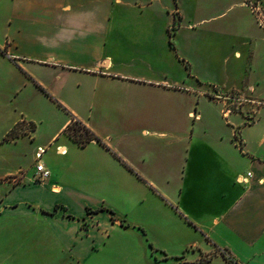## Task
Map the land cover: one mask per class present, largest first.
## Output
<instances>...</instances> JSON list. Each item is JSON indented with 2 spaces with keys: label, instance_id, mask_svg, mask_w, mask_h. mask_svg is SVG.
<instances>
[{
  "label": "crops",
  "instance_id": "obj_1",
  "mask_svg": "<svg viewBox=\"0 0 264 264\" xmlns=\"http://www.w3.org/2000/svg\"><path fill=\"white\" fill-rule=\"evenodd\" d=\"M133 1L167 13L126 11ZM233 1L224 13L236 11L237 28L216 35L205 25L227 15H192L189 0H0V63L36 80L9 84L35 104L33 121L56 115L42 139L30 126L9 141L46 147L51 176L38 180L36 165L6 171L0 216H40L78 264H231L224 251L264 264L263 118L234 125L219 104L246 87L264 98V30ZM68 75L87 86L83 115L58 95L55 80ZM214 84L224 88L216 103ZM73 116L105 145L74 141ZM134 181L175 222L118 211Z\"/></svg>",
  "mask_w": 264,
  "mask_h": 264
},
{
  "label": "rangeland",
  "instance_id": "obj_2",
  "mask_svg": "<svg viewBox=\"0 0 264 264\" xmlns=\"http://www.w3.org/2000/svg\"><path fill=\"white\" fill-rule=\"evenodd\" d=\"M250 1L254 2L255 0ZM260 1L264 13V0ZM233 2V0H189L187 7L194 9L192 15L197 14V11L202 8H210L212 10V14H221L223 12L224 15H227L222 22L218 21L210 23L204 27L205 30L211 27L212 30L209 31L210 33H213L212 31H214L216 35H220L221 31L229 32L237 28V24L234 22L236 11H232L229 14L224 13L229 10L231 7L230 5ZM245 4L253 12L252 8L246 3V1ZM126 11L132 13L143 12L148 14L157 11V13L164 15L167 13V11L160 8L158 3L152 7V9L146 8L142 11L141 8H138L137 6L135 7L134 1L131 4V8H128ZM254 14L257 22L259 23L257 19L258 15L256 13ZM179 16L180 12L175 14L176 23L171 27L172 32L179 26ZM262 29L264 30V27H262ZM19 65L20 64L18 63V66ZM18 70L21 74H17V76L14 77L13 71L6 65L3 67L0 63V176L8 170H15V168H23L25 170L32 168L39 160L46 161L50 155L46 151V147L36 146L35 148H32V145L29 142L28 144L22 141L17 144H10L9 141L12 138H9L8 134L14 128V126H10L13 125V122L16 119L18 120L17 124L20 125V132L29 129L30 122H33L38 130L36 138L39 139H42V137L47 134L50 124L56 122V115L52 113L48 114L49 117L44 115V121H42L43 123L33 121L29 118L31 115H36L34 107L35 104H29L26 101L27 97L24 92L18 96L17 91H15L16 88L14 84H9V81L13 79L16 85L18 83L21 86L24 78L33 80L34 77L30 73L26 74L20 69ZM41 78L45 79V76ZM34 81L36 80L34 79ZM51 83L54 84L53 79H51ZM55 85L58 90V95L64 98L66 102L83 115L85 110L83 99L87 86L82 80V77L68 75L65 77V81L63 82L55 80ZM241 90L243 92L240 91L239 93L242 98L255 99L263 104H252L248 102L243 103L244 105L238 104V110L233 109L228 116H225L222 111L231 107V105L228 106L226 105V102L224 103V101L221 100L219 104L221 106L220 109H222V115L227 119L230 118L231 123L234 125H238V121L234 119L235 116L238 118L240 117L243 124H251L257 121L260 117L263 118L264 123V114L261 115V112H264V98L261 97V95H258L255 88L246 87ZM223 91L224 88L218 84H214L207 89V93H209L211 97L217 95L218 93H223ZM210 100L213 103L218 101L216 99ZM65 108H67L66 105ZM68 110L71 112L70 109ZM40 151L41 155L38 156ZM8 189L9 187L7 186L0 187V194H4ZM129 190H132L131 194L127 191L125 192V195L122 196L123 203L125 205L119 204L117 209L118 211H122V213L127 211L129 216L134 219L140 220V218L143 217L145 220L154 219L152 221H157L158 219L160 220L166 212L168 218L175 222L165 205L159 203L157 200L158 198L149 194L139 182H132ZM166 222L170 221L166 220ZM62 250L63 248L61 247L58 238L55 237V232L51 230L50 226L46 224L40 216L26 215L21 217L16 216L15 218L14 216H0V264H78L77 261L70 255L69 251ZM104 258L105 264H109L111 262L110 260H106V256Z\"/></svg>",
  "mask_w": 264,
  "mask_h": 264
},
{
  "label": "built area",
  "instance_id": "obj_3",
  "mask_svg": "<svg viewBox=\"0 0 264 264\" xmlns=\"http://www.w3.org/2000/svg\"><path fill=\"white\" fill-rule=\"evenodd\" d=\"M246 3L252 8L253 12L256 13L257 19L260 23L261 27H264V13H263V8L261 6V1L260 0H255L250 1V0H245ZM229 96V101L226 102V105H231V107H228L227 109H224L222 112L225 116H228L230 114V112L233 109L238 110V104H243L245 102L248 103H252V104H263L261 102H258L255 99H250V98H242V96L240 95L239 92H231ZM212 99H216L219 100L223 97L215 95L213 97H211ZM244 105V104H243ZM227 119V118H226ZM62 152H64V150H62ZM65 153V152H64ZM41 155V151L39 152L38 156ZM35 176L38 180H45L47 178H49L51 176V170L48 169L47 166H45L40 160L37 162L36 164V171H35ZM248 176H251V172L248 173ZM238 180L242 183V182H247V177H240L238 178Z\"/></svg>",
  "mask_w": 264,
  "mask_h": 264
},
{
  "label": "trees",
  "instance_id": "obj_4",
  "mask_svg": "<svg viewBox=\"0 0 264 264\" xmlns=\"http://www.w3.org/2000/svg\"><path fill=\"white\" fill-rule=\"evenodd\" d=\"M0 52L2 54H5L3 50H0ZM30 126L33 127V129L35 128V125L33 124V122L30 123ZM66 132L72 139H74V141L79 143L80 146H85L89 141L94 140V139H97V142L104 144L102 139L99 136H97V134L92 129L86 126L79 118H76L75 116H73L72 122L69 123V125L67 126ZM20 133H22L20 132V125L16 124L14 128L10 131V133L8 134V137L17 138L19 137ZM103 208L104 207L98 208L96 210L94 209L93 211L99 212ZM111 213L113 215V218L116 219L114 212L111 211ZM223 255L226 259L230 261L231 264H237V262L232 257H230L231 255H228L226 251L223 252Z\"/></svg>",
  "mask_w": 264,
  "mask_h": 264
}]
</instances>
